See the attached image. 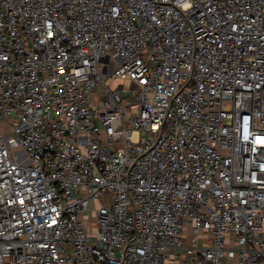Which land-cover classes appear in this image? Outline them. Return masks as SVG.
<instances>
[{
    "label": "built area",
    "instance_id": "obj_1",
    "mask_svg": "<svg viewBox=\"0 0 264 264\" xmlns=\"http://www.w3.org/2000/svg\"><path fill=\"white\" fill-rule=\"evenodd\" d=\"M0 121V264H264V0H0Z\"/></svg>",
    "mask_w": 264,
    "mask_h": 264
},
{
    "label": "crops",
    "instance_id": "obj_2",
    "mask_svg": "<svg viewBox=\"0 0 264 264\" xmlns=\"http://www.w3.org/2000/svg\"><path fill=\"white\" fill-rule=\"evenodd\" d=\"M1 123H3L1 121ZM0 123V137L9 135L11 133V129H12V125H9L8 123H3L4 125H2ZM5 125H8L10 127L6 128ZM9 129L8 134L7 130ZM191 230L188 229L185 237H184V248L180 251H178V253H176L177 255H173L174 257H172V259L168 260L166 264H188L189 262H191V260L194 258V252H192V250L190 249L191 246ZM199 245H203L206 243V241L202 238L197 242Z\"/></svg>",
    "mask_w": 264,
    "mask_h": 264
},
{
    "label": "rangeland",
    "instance_id": "obj_3",
    "mask_svg": "<svg viewBox=\"0 0 264 264\" xmlns=\"http://www.w3.org/2000/svg\"><path fill=\"white\" fill-rule=\"evenodd\" d=\"M122 84V82L121 81H116V82H114V83H111L110 84V88L111 89H114L115 87H117V86H119V85H121ZM0 123H1V121H0ZM2 125H4L3 123H1ZM9 125H11L10 123H8ZM6 126V128H8V127H10V126H8V125H5ZM8 132H9V129L7 130V133L6 134H8ZM7 136V135H6ZM94 210V204L93 203H90L89 204V206H88V212H86V214L90 217L91 216V212ZM90 219V218H89ZM88 219V220H89ZM91 220V219H90ZM86 226H88V222H86ZM191 237H192V235H191ZM172 257H174L173 255H172ZM172 257H170V260L172 259Z\"/></svg>",
    "mask_w": 264,
    "mask_h": 264
}]
</instances>
